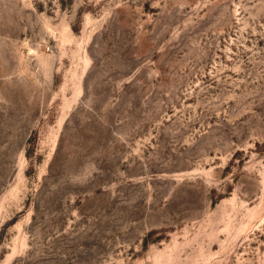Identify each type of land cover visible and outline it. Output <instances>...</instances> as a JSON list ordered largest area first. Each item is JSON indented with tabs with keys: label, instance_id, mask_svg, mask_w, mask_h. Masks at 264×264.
<instances>
[{
	"label": "rangeland",
	"instance_id": "374dc122",
	"mask_svg": "<svg viewBox=\"0 0 264 264\" xmlns=\"http://www.w3.org/2000/svg\"><path fill=\"white\" fill-rule=\"evenodd\" d=\"M0 264H264V0H0Z\"/></svg>",
	"mask_w": 264,
	"mask_h": 264
}]
</instances>
